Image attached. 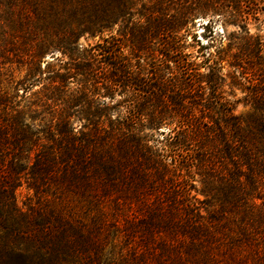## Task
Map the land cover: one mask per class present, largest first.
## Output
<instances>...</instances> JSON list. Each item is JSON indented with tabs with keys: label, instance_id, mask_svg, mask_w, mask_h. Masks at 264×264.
I'll return each instance as SVG.
<instances>
[{
	"label": "trees",
	"instance_id": "obj_1",
	"mask_svg": "<svg viewBox=\"0 0 264 264\" xmlns=\"http://www.w3.org/2000/svg\"><path fill=\"white\" fill-rule=\"evenodd\" d=\"M31 1L45 34L13 90L0 82V264H264V43L245 12L264 0ZM207 13L238 29L230 65L258 76L251 127L222 96L220 51L184 53L179 32ZM134 16L129 55L112 36L78 44Z\"/></svg>",
	"mask_w": 264,
	"mask_h": 264
},
{
	"label": "rangeland",
	"instance_id": "obj_2",
	"mask_svg": "<svg viewBox=\"0 0 264 264\" xmlns=\"http://www.w3.org/2000/svg\"><path fill=\"white\" fill-rule=\"evenodd\" d=\"M32 3L31 0H0V44L4 51L3 56L0 57V62H2L0 65V82L1 87L9 90V92L13 90L18 80L25 77L28 68L27 62L35 52L36 44L45 34L43 32L44 27L41 28L45 24L38 21L31 13L30 4ZM132 3V12L140 11L141 4H146V2H138L136 0H133ZM249 8H245V12H256L255 17L253 15L248 16L250 34L260 35L264 43V2L256 1L255 5H251ZM136 18L134 16L130 23L128 22L124 26L121 25L120 20H117L110 27L102 29L101 32L84 33L78 38V44L88 47L112 36L120 41L123 54L129 55L132 46L130 29L136 22ZM254 18H257L258 21ZM144 21L145 19L141 22L145 23ZM179 35L182 37L184 53L190 55L192 59H195L193 57L200 54L199 47L201 45L206 47L202 50L205 53L210 52L216 55L220 51L219 56L223 59V82L220 88L222 96L232 102L234 114L238 117L241 127H251L250 116L253 114V109L249 103L248 86L250 81L255 82L258 76L252 72V69L246 63H242L238 71H235L230 65L233 61V55L237 52L235 46L237 43L236 38L239 37L238 29L232 25L222 23V19L218 15L211 13L204 15L195 14L191 17L187 26L179 32ZM156 45L150 46L149 50L143 51L145 55L150 53H153V56L157 55L158 52L154 51ZM156 49H159V47H156ZM262 54L264 56V48L262 49ZM59 56L60 52L54 49L43 53L40 58L41 70H43L46 62ZM153 56L145 59L146 69L150 68L151 57ZM195 61H198V59H195ZM40 87V85H35L30 92L38 91ZM104 100L107 101L108 99ZM72 127L74 131H77L80 128V123L73 121ZM164 130L165 127L160 126L153 131L147 132L151 136V142L160 140L162 137L161 132ZM194 184L196 195L200 200L210 198L209 194L204 193V187L198 178L195 179ZM16 194L18 204L21 207L29 203L34 204L37 201L33 191L26 186L19 188ZM51 201L55 202L56 200L51 198ZM70 204L69 208H72L73 203ZM54 205L56 206V204ZM71 212L74 217L83 220V214L77 208H74V211L72 210Z\"/></svg>",
	"mask_w": 264,
	"mask_h": 264
}]
</instances>
